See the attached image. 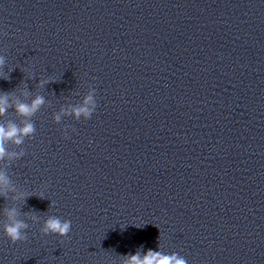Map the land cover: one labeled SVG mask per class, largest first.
Masks as SVG:
<instances>
[{
	"label": "clouds",
	"instance_id": "clouds-1",
	"mask_svg": "<svg viewBox=\"0 0 264 264\" xmlns=\"http://www.w3.org/2000/svg\"><path fill=\"white\" fill-rule=\"evenodd\" d=\"M5 63L4 57L0 56V67ZM4 79H8L7 76H3ZM49 81H41L40 85L43 86ZM44 104L43 96H36L35 99L30 103H17L15 105V110L18 115L26 118V122L22 127H18L15 123L9 122L7 125L0 124V159H3L6 155L5 142L11 141L16 145L23 143L24 138L33 136L35 133V125L30 121V118L39 111L41 106ZM9 108L8 104V94L0 95V115L6 113ZM96 110V103L92 94H89L85 97L81 106L74 107L71 109L70 113L76 119L83 118L88 120L92 117L93 113ZM55 121L59 122L61 120V114H57L54 117ZM67 132V130H66ZM67 138V136H66ZM8 185L7 178L0 174V186L6 188ZM0 194H4L0 192ZM7 216L10 221L5 225L4 233L6 237L15 244L18 241H24L27 239L24 229L28 225L16 219V209L11 208L7 210ZM71 231V221L62 220L57 216H50L44 223L42 232L47 234H57L60 237H65ZM123 264H187V261L184 257L180 256L178 253L164 254L160 251L148 250L143 256L140 252H137L134 255H129L124 259Z\"/></svg>",
	"mask_w": 264,
	"mask_h": 264
}]
</instances>
